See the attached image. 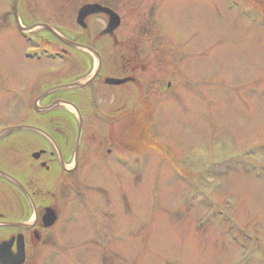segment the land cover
<instances>
[{"label": "rangeland", "instance_id": "374dc122", "mask_svg": "<svg viewBox=\"0 0 264 264\" xmlns=\"http://www.w3.org/2000/svg\"><path fill=\"white\" fill-rule=\"evenodd\" d=\"M48 1L66 2L72 35L80 2L90 0ZM99 2L115 5L130 48L163 51L158 66L137 73L146 91L154 80L161 92L131 89L138 116L90 117L86 144L110 147L120 162L65 176L58 242L37 264H264V0H241L239 14L224 0ZM17 56L0 41V129L25 122L10 89L63 80L52 72L60 63ZM104 99L113 101L103 96L101 109H115ZM101 225L109 227L99 238Z\"/></svg>", "mask_w": 264, "mask_h": 264}, {"label": "flooded vegetation", "instance_id": "af4514ba", "mask_svg": "<svg viewBox=\"0 0 264 264\" xmlns=\"http://www.w3.org/2000/svg\"><path fill=\"white\" fill-rule=\"evenodd\" d=\"M87 3H98L115 11V5L99 0L81 1L78 9ZM58 4L61 5L60 8ZM58 4H52L48 0H18L15 10L5 3L0 10V41L5 45L11 44L16 49L17 60L34 65L40 62L60 63L56 68H52V72L58 73L55 77L62 76L61 79L65 80L54 81L48 76L47 79L52 80L50 85H35L31 82L29 85L10 89L13 99L18 101L16 108L21 111L19 115L26 116L22 118L25 122L19 125L33 126L38 130L16 129L0 134V264L19 262L20 242L23 247L21 264H37L44 257L48 259V250L58 242L55 228H59V223L64 218L62 213L67 209L65 176L83 169L85 165L101 164L102 167L109 168L114 161L119 163L115 159L116 156L112 160L110 147L86 144L87 122L91 120L90 117L138 116L137 113L130 112L131 89H139V92H136L145 98L161 92L154 80L149 81L153 91H146L147 83H141L137 73L147 71L153 64L158 66L162 62L163 51L160 55L156 49L152 51L150 48H130V38L127 35L120 39L117 33L119 28L112 35L101 37L99 34L108 21L104 14L88 17L85 20L86 28L76 24L75 16V27L72 29L74 33L70 35L67 33L65 22L66 2ZM76 6L74 4L72 8L75 9ZM249 9L252 11L255 8L251 6ZM118 15L122 23V16ZM99 18L105 24L101 30L92 25V20ZM42 24L49 25L63 38L96 51L100 57V68L88 85L82 88L61 89L42 97V94L52 87L88 78L99 60L81 48L69 46L42 27ZM145 34L142 32L140 35ZM99 40L107 46L114 44L115 47L98 49ZM26 49L32 53H40L41 60L26 59ZM46 52L52 53L50 56L53 59H47ZM142 52L145 54L142 55ZM148 62L150 63L147 64ZM22 67L25 68L20 65V69ZM76 72L79 73L70 75ZM109 77H132L133 80L121 85H109L105 83V79ZM173 80H168L165 85L169 95L173 94ZM102 95H108L113 100L104 99L106 104H113L115 101V109H101L99 100ZM36 101L38 110L35 108ZM64 102L74 104L82 117V138L77 152L75 144H72L74 135L76 141L78 130L76 114ZM53 104L55 106L52 109H43ZM67 109L70 110L69 113H66ZM141 116H145V113ZM93 137H96L95 133ZM82 172H79L80 176ZM47 184L52 186L47 187ZM68 185L74 187L75 183ZM46 209H51L56 215V220L50 226L44 225ZM97 227L99 233L107 231L109 226Z\"/></svg>", "mask_w": 264, "mask_h": 264}, {"label": "water", "instance_id": "95a60500", "mask_svg": "<svg viewBox=\"0 0 264 264\" xmlns=\"http://www.w3.org/2000/svg\"><path fill=\"white\" fill-rule=\"evenodd\" d=\"M16 3H17V0H13L12 9H14V10L16 8ZM97 13H104V14H106L108 16V24H107V27L100 33V36H103V35H106V34H112L114 32V30H116L119 27V25H120V17L114 11H112L111 9L106 8V7H102V6L98 5V4H86V5L82 6L79 9V11H78L76 23L78 25H80L81 27L86 28L85 19L87 17H89L90 15L97 14ZM41 26L44 27V28H46L50 32H52L60 40H62L63 42H65L69 46L77 47V48H82V49H84V50L92 53L93 55H95L98 58L97 53L94 50H92L91 48H88L86 46H80L78 44H75V43H73V42H71V41H69V40L61 37L56 31H54L48 25L42 24ZM99 68H100V58H99L98 67L96 68V70H95V72H94V74L92 76H90L89 78H87L85 80H79V81L72 82L70 84H66V85H62V86L55 87V88H53L51 90H48L44 94H42V97H44L45 95H47L50 92H53V91H56V90H59V89L72 88V87H74V88L75 87L76 88H80V87L86 86L96 76V74L99 71ZM129 80H131V79L118 80V79H110L109 78V79H106L105 82L107 84L119 85V84H123V83H125V82H127ZM64 104L70 106L76 112V114L78 116V119H79V131H78V137H77V141H76V149H78L79 143H80V138H81V131H82L81 116L79 115L78 109L74 105H72L70 103H67V102H64ZM54 105L55 104H53L50 107L43 108V109L44 110L51 109ZM35 107H36V110H38V108H37V101L35 102ZM17 128H20V129H24V128L34 129V128H31L29 126H19V127H16V128H8V130H10V129H17ZM5 130H7V129H5ZM45 218L48 219L47 222H46V224H45L47 226L51 225L55 221V216L54 215H49L48 216V214H47L45 216ZM21 261H22V258H21ZM21 261L18 262L17 264H21Z\"/></svg>", "mask_w": 264, "mask_h": 264}]
</instances>
